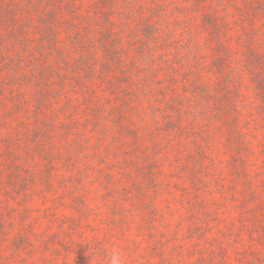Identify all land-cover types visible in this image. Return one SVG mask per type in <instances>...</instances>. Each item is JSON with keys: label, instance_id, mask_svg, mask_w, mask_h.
Instances as JSON below:
<instances>
[{"label": "rangeland", "instance_id": "obj_1", "mask_svg": "<svg viewBox=\"0 0 264 264\" xmlns=\"http://www.w3.org/2000/svg\"><path fill=\"white\" fill-rule=\"evenodd\" d=\"M203 75L198 122L176 117L177 135L170 119L135 121L165 128L158 149L144 134L100 142L82 125L81 141L67 138L58 105L50 154L16 123L1 132L0 264H107L114 249L125 264H264V101L245 72L228 85L215 68Z\"/></svg>", "mask_w": 264, "mask_h": 264}, {"label": "trees", "instance_id": "obj_2", "mask_svg": "<svg viewBox=\"0 0 264 264\" xmlns=\"http://www.w3.org/2000/svg\"><path fill=\"white\" fill-rule=\"evenodd\" d=\"M258 22L264 28V0H0V133L16 123L19 140L31 135L50 154L58 105L71 120L67 138L81 141L75 126L82 125L100 142L144 134L158 149L163 132H181L176 117H205L209 70L227 85L238 72L251 75L264 101ZM81 113L84 121L76 122ZM159 116L170 119L168 129L135 123ZM139 142L126 153L137 152Z\"/></svg>", "mask_w": 264, "mask_h": 264}, {"label": "clouds", "instance_id": "obj_3", "mask_svg": "<svg viewBox=\"0 0 264 264\" xmlns=\"http://www.w3.org/2000/svg\"><path fill=\"white\" fill-rule=\"evenodd\" d=\"M106 261L107 264H125L123 254L116 249L106 256Z\"/></svg>", "mask_w": 264, "mask_h": 264}]
</instances>
